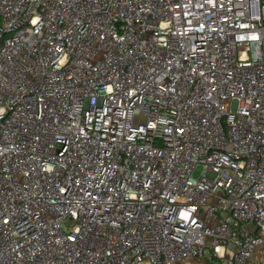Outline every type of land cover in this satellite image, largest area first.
I'll list each match as a JSON object with an SVG mask.
<instances>
[{
    "label": "built area",
    "instance_id": "obj_1",
    "mask_svg": "<svg viewBox=\"0 0 264 264\" xmlns=\"http://www.w3.org/2000/svg\"><path fill=\"white\" fill-rule=\"evenodd\" d=\"M202 259L264 264V0H0V264Z\"/></svg>",
    "mask_w": 264,
    "mask_h": 264
},
{
    "label": "crops",
    "instance_id": "obj_2",
    "mask_svg": "<svg viewBox=\"0 0 264 264\" xmlns=\"http://www.w3.org/2000/svg\"><path fill=\"white\" fill-rule=\"evenodd\" d=\"M193 264H211V263L208 261V259H202L194 262Z\"/></svg>",
    "mask_w": 264,
    "mask_h": 264
},
{
    "label": "rangeland",
    "instance_id": "obj_3",
    "mask_svg": "<svg viewBox=\"0 0 264 264\" xmlns=\"http://www.w3.org/2000/svg\"><path fill=\"white\" fill-rule=\"evenodd\" d=\"M201 172H202V168H200V167L197 168L196 171H195V176L196 177H199V175L201 174Z\"/></svg>",
    "mask_w": 264,
    "mask_h": 264
}]
</instances>
